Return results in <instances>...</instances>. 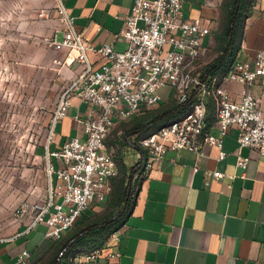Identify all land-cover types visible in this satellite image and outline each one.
Segmentation results:
<instances>
[{
    "label": "crops",
    "instance_id": "crops-1",
    "mask_svg": "<svg viewBox=\"0 0 264 264\" xmlns=\"http://www.w3.org/2000/svg\"><path fill=\"white\" fill-rule=\"evenodd\" d=\"M231 1L184 0L185 17L200 18L209 28L203 40L202 57L211 53L213 61L219 55L218 40L225 37ZM132 3L133 0H58V5L64 7L71 19L70 25L57 14L40 16L36 25L51 45L48 65L53 68L61 90L81 71L82 65L72 61L73 53L68 55L66 50L54 49L50 40H61L64 30L71 26L95 47L111 44L116 49H123L125 41L120 33ZM25 29L24 23L22 30ZM23 33L19 36L21 51L30 59ZM6 34L4 48L10 49L12 54L14 49L9 40H13V36L9 31ZM228 43L231 53L225 58V67L214 74L202 75L208 82L226 72L235 62L250 60L257 50H264V0L249 3L237 34L233 40L229 37ZM86 55L91 63L99 60L94 52L88 51ZM37 58H42V54ZM218 84L230 92L234 101H239L241 84L220 81ZM263 86L264 76H260L250 87L261 108H264ZM210 98H207L209 103ZM87 108L85 102L72 99L66 116L53 127L52 141L48 142L46 152L57 150L71 137L84 138L83 128L73 118L76 114L83 115ZM120 122H127V119L117 121L116 125ZM206 129L215 136L220 135L212 104L207 108ZM111 130L105 140L108 151V147L117 144L115 139L111 140ZM137 136L136 132L125 136V147L136 149L134 160L128 165L122 159H116L118 168L123 165L122 169L128 174L126 180L131 190L128 205L119 214L124 215L123 221L113 231L118 233L119 240L110 238L112 232L103 245L121 251L120 264H264V156L249 147L238 148L237 130L231 127L223 138L224 159H217L218 149L212 145H204L203 155L199 157L185 149L169 150L147 175L136 179L134 175L143 161ZM238 156L249 158L244 171L236 166ZM53 162L56 166L61 164L56 158ZM214 170L223 175L216 178L206 174V171ZM94 207L100 206H91ZM84 213L79 219L87 216H83ZM27 224L28 219L21 220L15 235L0 239V264H17L23 250L29 253L27 264H30L38 251L44 253L56 241L44 237L43 224L32 227Z\"/></svg>",
    "mask_w": 264,
    "mask_h": 264
},
{
    "label": "built area",
    "instance_id": "built-area-1",
    "mask_svg": "<svg viewBox=\"0 0 264 264\" xmlns=\"http://www.w3.org/2000/svg\"><path fill=\"white\" fill-rule=\"evenodd\" d=\"M57 13L70 25L61 4ZM208 33L200 18L185 17L184 0H133L120 33L125 41L123 49L111 44L95 47L71 26L64 30L61 40H50L54 49L73 53L72 61L82 65L61 91L53 125L66 116L72 99L77 98L88 107L83 115L73 118L85 136L71 137L57 150H47V190L41 199L19 209V216H27L28 227L41 223L45 238L61 239L88 208L106 200L119 172L117 161L106 147L108 133L117 121L158 105V90L165 85L172 88L174 101L190 102L180 116L139 139L143 161L134 178L147 175L169 150L185 149L199 157L204 145H212L218 149L217 159H224L223 138L231 127L237 130L238 148L249 147L264 156V108L250 92L256 79L264 76V50H257L250 60L235 62L208 82L199 63ZM88 51L98 54L99 60L89 62ZM64 62L68 64L66 59ZM218 81L241 84L239 101H234ZM261 95L264 97V86ZM208 97L215 106L219 136L206 129ZM53 158L61 164L55 166ZM248 160L238 156L236 166L244 171ZM206 174L216 178L223 175L219 170ZM110 238L118 241L119 235L113 232ZM28 257L23 250L16 263L27 264ZM120 257V250L101 246L77 250L69 260L72 264H120Z\"/></svg>",
    "mask_w": 264,
    "mask_h": 264
},
{
    "label": "rangeland",
    "instance_id": "rangeland-1",
    "mask_svg": "<svg viewBox=\"0 0 264 264\" xmlns=\"http://www.w3.org/2000/svg\"><path fill=\"white\" fill-rule=\"evenodd\" d=\"M57 6L58 0H0V37L4 38L0 40V239L15 235L20 221L27 219L19 216L20 207L41 199L47 190L46 147L62 87L48 65L51 45L39 33L41 29L36 22L39 13L58 15ZM24 23L26 29L22 30ZM7 31L13 36L9 40L14 49L12 54L4 48ZM22 33L26 36V53L30 52V59L21 51ZM38 54L42 58H37ZM213 58L211 53L202 57L201 67ZM158 94L161 102L167 103L172 99V88L162 86ZM122 123L112 128L110 137L117 144L108 148L114 158L129 165L136 149L125 147L127 134L124 133L128 126ZM108 201L109 195L97 204L100 207L88 208L83 216L102 217L107 211L115 214L116 210L108 208ZM42 254L38 251L29 263L35 264Z\"/></svg>",
    "mask_w": 264,
    "mask_h": 264
},
{
    "label": "trees",
    "instance_id": "trees-1",
    "mask_svg": "<svg viewBox=\"0 0 264 264\" xmlns=\"http://www.w3.org/2000/svg\"><path fill=\"white\" fill-rule=\"evenodd\" d=\"M251 1L252 0L231 1L229 21L224 31L225 37H221L218 40L219 55L211 63L205 65L202 75L209 72L214 74L216 71L225 67V58L231 53V45L228 43V38L231 37V40H233L237 34L241 18L248 9ZM189 102L190 100L177 103L171 99L167 103L160 102L154 107L141 109L129 120V122L122 123L124 126H128L124 134L136 132L139 142V139L143 136L184 113ZM212 102L213 101L210 103L213 106L214 104ZM210 103L207 102V108L211 107ZM126 141L127 139H125V142ZM120 167L121 168H118V175L112 180V188L107 204L108 208H112L117 212L112 214L111 211H107L106 215L102 217L93 214L82 219L78 218L66 235L61 239L53 241L51 246L37 259L35 264H72L69 258L77 250L87 251L94 247L103 246L108 236L119 228L124 217L123 214H119L124 206L127 207L129 201V198H127L129 185L126 180L128 174H126L124 168L122 169V167H124L123 165H120ZM130 192L131 190L129 189V193ZM71 240L73 242L69 244Z\"/></svg>",
    "mask_w": 264,
    "mask_h": 264
},
{
    "label": "water",
    "instance_id": "water-1",
    "mask_svg": "<svg viewBox=\"0 0 264 264\" xmlns=\"http://www.w3.org/2000/svg\"><path fill=\"white\" fill-rule=\"evenodd\" d=\"M128 194H129V187H128V190H127V197H128ZM114 218H116V217H114ZM73 241H70V243L69 244H71Z\"/></svg>",
    "mask_w": 264,
    "mask_h": 264
}]
</instances>
